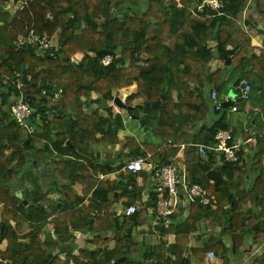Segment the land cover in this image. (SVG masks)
Here are the masks:
<instances>
[{"label": "trees", "instance_id": "1", "mask_svg": "<svg viewBox=\"0 0 264 264\" xmlns=\"http://www.w3.org/2000/svg\"><path fill=\"white\" fill-rule=\"evenodd\" d=\"M15 1L24 3V7L12 19L9 12L0 9V87L6 94L0 101V202L4 204L0 236L8 241L0 264H57L59 250L75 240L76 232L92 236L91 241L99 248L72 251L67 254V263L112 264L127 256L130 259L120 264H148L152 259L156 264H192L195 256L204 260L206 254L214 252L228 264L224 236L231 238L237 250L244 244L246 234L251 236V243L264 241V136H257L249 144L254 153L248 163H244L242 149L238 150L237 162H229L223 155L209 150L203 158L198 145H212L221 130L231 131V144H235L238 130L231 129L226 112L232 104L216 110L201 88L199 93L189 95L200 97L202 102L187 103L180 80L181 69H187L188 56L206 66L216 54L223 63L231 59L230 66L208 69V80L217 90L224 86L229 67L243 69L242 77L245 70L259 69V65L264 70V52L261 55L252 52V36L238 19L250 0H220L224 7L219 11L199 9L203 0H181V6L177 0ZM142 1H145L142 14L133 13ZM31 30L38 36L45 32L52 38L58 36L59 49L40 54L33 44L23 47L20 38L25 39ZM107 56L113 59L105 65L103 60ZM128 66L134 71L130 78L122 74ZM42 71L46 76L38 81ZM19 81L23 85L21 89ZM136 86L138 91H133ZM55 88L62 90L60 98H55ZM129 88L126 100L121 97L131 107L129 114L143 119L142 126L157 137L170 141L160 145L141 144L135 136H127L120 154L122 159L133 154L153 163L162 160L161 165H182L187 182L200 184L213 199L209 205L191 202L184 221L164 225L162 234H175L177 239L168 246L161 242L148 249L134 238V232L149 221L145 204L131 216H116L108 210L119 189H123L128 199L127 206L140 201L143 189L136 188V178L142 175L147 180L148 174L139 171L134 175L128 171L121 174L119 181L101 180L100 172L108 174L110 168L102 161L94 163L89 159L94 154V146L121 142L119 133L123 122L119 115L112 119L113 107L109 102H115ZM94 92L98 96L96 100L92 99ZM21 95L35 109L31 122L38 130L33 134H27L12 114V105ZM260 95L264 99V87ZM156 101H160L159 107L145 106ZM94 103L109 115L102 116L98 108L89 111L88 107ZM138 104L144 107L140 109ZM48 112L55 113L52 119L43 118ZM211 112L217 121L200 125ZM249 137L243 131V139ZM68 142L74 144L77 157L74 160L55 158L50 173L61 182L65 197L72 201V184L84 179L89 183L78 205H62L55 210L54 233H48L45 227L49 216L40 204L46 195L25 189L21 190L23 198L17 195L16 190L21 189L20 168L29 150L51 155L52 146L68 148ZM18 144L24 145V158L17 150ZM135 149L139 151L133 153ZM148 152H152L151 157ZM200 160L217 167L223 178L220 185L207 177ZM131 185L134 189L129 191ZM32 193L35 194L30 198ZM85 198H89L87 204ZM150 204L154 207L156 203ZM181 213L178 209L173 217ZM206 216L222 227L221 237H211L202 248H191V237ZM256 225L258 229L252 230Z\"/></svg>", "mask_w": 264, "mask_h": 264}, {"label": "crops", "instance_id": "2", "mask_svg": "<svg viewBox=\"0 0 264 264\" xmlns=\"http://www.w3.org/2000/svg\"><path fill=\"white\" fill-rule=\"evenodd\" d=\"M144 2L145 1H142L140 7H135L134 11L132 12L141 15L145 7ZM177 2H179V6L182 5L181 0H177ZM0 4H1L0 6L1 10H5L10 13L11 15L10 19H12L14 15L19 10L22 9V6H24L23 5L24 3L22 2H16V1L12 2L11 0H5L4 4H2L0 0ZM238 19L245 25L247 32L250 33V35L252 36V45H253L252 52L256 55H261L264 52V0H250L248 7L238 15ZM0 25H2V21H0ZM56 37L58 36H55V38ZM211 47L215 48V45L212 44ZM75 59L79 61L80 54L77 55ZM228 60H230L229 64H227V62L223 63L218 58V54H216L215 57L206 66L202 64L200 61L193 59L191 56H188L186 58L185 62L187 69H183V68L181 69L180 80H181V84L183 85L186 91L187 103L200 104L202 102L200 97L198 96L192 97L189 95L190 92H195L196 94L199 93L201 91L199 88H201L205 92V94H207L208 97H210L214 105H215V101L212 99L213 91L218 92V100H222V101L226 100L228 96H234L236 94L237 87H235V82L237 79H240L243 76V69L241 68L233 69L229 67L227 80L224 86L220 90L213 88L214 86L208 80V69L214 71L218 68L230 66L231 59ZM259 67H260L259 69H255V70H253L252 68L251 70H245V74H244V77L247 78L254 87V92L250 99L251 103H249V100L247 103H244L246 101H241L238 103L239 104L238 111L233 112L230 110L229 107L227 108L226 111L227 122L229 123L231 129L238 130L237 132H235V144L238 145V150L242 149L245 151L243 154L244 163H248L250 161L251 155H253L254 153L253 150H250L249 144L253 143L257 136H264V99L260 95V89L264 87V70L261 65H259ZM259 70L261 71V74L259 73ZM45 76H46V72L42 71L41 73H39L37 80L40 81ZM135 90H138L137 86L135 87ZM4 91L5 89L0 87V101H2L6 96ZM125 93L127 94V92ZM97 97H98L97 94L94 92L92 94V99L96 100ZM174 98L177 99V93H174ZM109 105L113 107L112 119H114L117 115H119L121 116V120L123 122L124 127L123 129L120 130L119 133L121 142L116 145L100 146V147L94 146L92 150V154L93 153L94 154L89 159H92L94 163L98 161H102L110 168L111 172L106 174L107 176L105 179L119 181L121 180V174L127 173L128 171L117 170L116 167L121 163L125 164L130 160L140 158L138 155L131 156L133 155L131 154L127 159L123 160L122 159L123 156L122 157L120 156L123 146L127 143V136L130 135L135 136L138 142H140L141 144L148 142L150 144L160 145V144H167L169 143L170 140H164L160 137H157L154 134V132L149 130L148 128L147 130H145V127L141 125L140 120H138L134 116H131L126 108L119 106L116 102H109ZM88 108L89 111L91 112L98 108L100 109V114L102 116L109 115L105 109H102L96 103L90 104ZM54 114H55L54 112H52V114L48 112L46 115H43V118L46 117L48 119H52V116ZM216 121H217V116L213 114V112H211L206 116L205 119L201 120L200 125H205V124L212 125ZM37 123L40 124V126L42 125L41 120L40 121L38 120ZM243 131L248 133L250 136L247 140L243 139ZM67 145H69L70 148L69 147L65 148L63 146H59V148H57L55 146H52L53 153L51 155H41L36 153L37 156H35L34 164L37 166V169L40 171L39 182L33 184V181L29 180V178H26V180L22 182V175H20L19 183L21 189L16 190L18 193L23 189L33 190L35 192H40V194L46 195L44 199L40 200V204H43V206L47 209L46 213L49 216V223L45 227V231H47L48 233L49 232L54 233L53 217L55 214L54 213L55 210L62 205H67V204L71 206L78 205L82 200L80 198L85 197L84 196L85 187L87 186L86 184L89 183L87 179H84L82 182H77L76 184H72L70 188L73 195V201H72L70 198L65 197V194L62 190V186H60L61 182L57 179V177L54 174L50 173L51 166L53 165V160L55 158L74 160L77 157L76 154L77 151L74 149V144L68 142ZM42 146L43 145L40 144V148ZM138 151L139 150L135 149L133 153L135 152L137 153ZM181 155L182 154H180V156ZM151 156H152V152H148V157ZM202 156L203 158L207 157V155H202ZM161 161L162 160H158L156 164L161 165ZM82 163H84V161ZM39 165H42V168H39L38 167ZM211 166L214 169L218 170L216 166L214 165ZM22 169L23 168L21 167L20 168L21 172ZM130 172L136 175L138 174L139 171L138 172L130 171ZM142 172L148 174V179L145 180L144 176L142 175L140 176L138 175L136 178V182H137L136 188L143 189V193L141 194V200L137 201L136 204L139 205L145 204V206L148 208V214L150 216H149V221H147L145 224H150V225L160 224L162 228L149 229L147 230V233L143 235L139 232L138 230L139 228H138L134 232V238L139 242H142L145 248L148 249L155 248L156 245L160 244L161 242H164L167 246L170 244H174L176 243L177 240L176 235L175 234L163 235L162 234L163 227L164 225L167 226L173 222L181 223L182 221H184L189 215L190 203L187 201L182 203V205L176 209V210L180 209V211L182 212L181 215L177 214L175 217L172 216L173 218H171V221L169 223L160 222L155 214V206L153 207L150 204L151 201H155L156 203V199L158 196V189L156 183L152 178V171L147 167L144 170H142ZM249 184L250 183H248L247 187L249 186ZM132 187L133 185L129 187V191H132V189H134ZM34 194L35 193H32L30 198ZM88 202H89V198H85V204H87ZM127 202L128 199L125 197L123 189H119V191H116L114 195V201L109 206L108 210H110L116 216H122L124 215L123 209L127 206ZM3 208H4V204L0 202V225H1ZM11 225L15 226V223L12 222ZM257 229L258 228L252 230L255 231ZM221 231H222V227L216 225L214 223L213 218L207 216L204 217L198 232L193 234L191 237L190 247L197 249L204 247L208 243L211 237L213 236L221 237L220 236ZM151 233L153 234V236L151 235ZM75 235H76L75 240L72 243H67L66 245H64L63 246L64 248L62 250H59L58 252V257H59L58 262H60L61 264H75L74 262L67 263L68 261L67 254L71 253L72 251L77 252L79 248H85L91 251H94L99 248V246L96 245V243L91 241L93 237L90 236L89 234L76 232ZM109 236L110 237L113 236V233L110 232ZM151 237L156 238L157 240L152 241ZM222 240L228 246V253H227L229 260L228 264H252V263L262 264L263 261L260 260V257L264 254V241L261 244L251 243L250 241L251 236L249 234H246L244 244L241 246L240 249L237 250L236 248L233 247L231 238H229L228 236H224ZM20 241L21 240H19L18 242ZM7 244H8L7 239H5L3 236H0V257L3 251L7 248ZM113 245L114 242H111L110 246L113 247ZM257 260H259V262H256ZM6 263H8V261ZM148 264H156V260L152 259L148 261ZM192 264H224V260L216 253L215 256L209 257V253H208L206 254L204 260L199 255H197V257L195 256L194 260L192 261Z\"/></svg>", "mask_w": 264, "mask_h": 264}, {"label": "built area", "instance_id": "3", "mask_svg": "<svg viewBox=\"0 0 264 264\" xmlns=\"http://www.w3.org/2000/svg\"><path fill=\"white\" fill-rule=\"evenodd\" d=\"M15 2V0H11ZM24 6H22L23 8ZM224 7V4L220 0H203L199 4V9L210 8L215 11H219ZM21 43L27 41L28 44H38L37 50L42 49L44 52L50 51L55 48L59 49V45L54 43L53 38L49 36L46 32L42 36L35 34L31 30L27 37L20 38ZM113 57L107 56L103 62L105 65L111 63ZM22 82H18V88H22ZM254 92V87L252 83L245 77H241L237 92L234 96H228L226 100H218V92H212V99L215 101V108L221 111L224 108V102H230V110L235 112L238 111L239 102L238 101H248L251 99ZM62 90L55 88V98H60ZM46 94V91L43 92ZM12 114L17 120L19 125L25 130L27 134H33L38 130V126L31 122L32 117L35 114V109L29 101L26 100L24 95L12 105ZM232 133L229 130H221L217 133L215 142L212 145H198L200 154L206 155L208 150L217 152L225 157L229 162H237L238 156V145L231 144ZM42 168V165L38 166ZM149 168L152 171V178L156 183L158 189V196L155 204V214L160 222L169 223L172 216L175 214L176 209L182 205L185 201L199 202L204 205H209L213 202L212 197H210L207 191L197 183H189L186 177L182 178L180 175V166L175 164L170 165H157L149 160L142 157L136 158L126 162L121 169L122 171H142L145 168ZM106 174H100L99 178L105 179ZM141 209L139 204H131L123 209V214L126 216L134 215ZM215 256L214 252L209 253V257ZM57 264H61L58 262Z\"/></svg>", "mask_w": 264, "mask_h": 264}, {"label": "water", "instance_id": "4", "mask_svg": "<svg viewBox=\"0 0 264 264\" xmlns=\"http://www.w3.org/2000/svg\"><path fill=\"white\" fill-rule=\"evenodd\" d=\"M0 6H1V4H0ZM22 46H23V47H28V43H27V41H24L23 44H22ZM34 47L37 48V47H38V44H34ZM38 53H40V54H44L45 52H44V50H42V49H38ZM48 56L50 57L51 54H48ZM229 63H230V60L227 61V64H229ZM239 81H240V79H237V80H236V82H235V87H238ZM115 102H116L119 106H121V107H123V108H126L128 111H130L131 107H127L126 104L124 103V101H123L120 97H116ZM159 105H160V101H156V102H154L153 104H149V103H146V104H145V106H147V107H149V106L159 107ZM229 105H230V102H224V103H223L224 108H227ZM137 107H139L140 109H142V108L144 107V105H142V104H138ZM140 123H141V125H143V124H144V120L141 119V120H140ZM145 130H147V127H145ZM27 143H30V141L28 140ZM23 146H24L23 144H18V146H17V150H18V152H19V154H20V156H21L22 158L25 157V154L23 153ZM35 163H36V162H35ZM199 165H200V167L202 168V170L207 174V177H208L210 180H212V181L214 182L215 185H220V184L222 183L223 178H222V176H221L220 171L214 169L210 164L204 162L203 160H200V161H199ZM123 166H124V163H121L120 165H118V166L116 167V169H117V170H121V169L123 168ZM111 168H112V167H111ZM112 169H113V168H112ZM180 175L182 176V178H184V176H185V168H184V166H182V165L180 166ZM18 195H19L21 198H23V195H22V192H21V191H19ZM24 203L27 204V200H24ZM246 219H247V218L244 217V220H246ZM119 223H120V221L117 220V223H116V224L118 225ZM243 224H244V222H243ZM258 227H259V226L256 225L255 228H253V229H256V228H258ZM153 228H154V229H161L162 226H161L160 224H155V225H153V224H152V225H150V224H145V225H143V226H140L138 230H139V232L143 235V234H146V233H147V230H149V229H153ZM60 244H62L61 241H60ZM24 257H25V255H24ZM128 259H130V258L127 257V256H122V257L118 258L116 261H114L112 264H120V263L125 262V261L128 260ZM260 260H261V261L264 260V254L260 257ZM252 264H255V263H252Z\"/></svg>", "mask_w": 264, "mask_h": 264}, {"label": "rangeland", "instance_id": "5", "mask_svg": "<svg viewBox=\"0 0 264 264\" xmlns=\"http://www.w3.org/2000/svg\"><path fill=\"white\" fill-rule=\"evenodd\" d=\"M130 12V11H129ZM119 14H122V11L119 12ZM54 43H56L57 45L58 42L56 40V38H53ZM122 74L126 77H132L134 74V71L132 68L125 67L124 70L122 71ZM131 91V88H129V90H127V94L125 92H121V94L119 95L120 97H122L124 100H126L127 96L129 95L128 92ZM133 91H138V90H133ZM248 101L244 102L247 103ZM249 103H251V100H249ZM36 150L32 149L29 150V156H27L24 161H23V165H22V182H24L26 180V178H29V180L33 181V184L39 182L40 179V171L37 169V166L34 164V159L35 156H37L36 154ZM42 172V171H41ZM31 185V184H30ZM153 233V232H152ZM151 233V235L153 236V234ZM149 238V237H148ZM150 239V238H149ZM152 241H156V238L151 237Z\"/></svg>", "mask_w": 264, "mask_h": 264}]
</instances>
